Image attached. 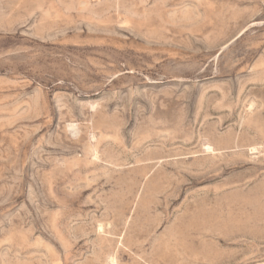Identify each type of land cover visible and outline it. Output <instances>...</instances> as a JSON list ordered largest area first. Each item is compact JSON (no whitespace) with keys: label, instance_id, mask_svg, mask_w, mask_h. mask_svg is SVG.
<instances>
[{"label":"rangeland","instance_id":"374dc122","mask_svg":"<svg viewBox=\"0 0 264 264\" xmlns=\"http://www.w3.org/2000/svg\"><path fill=\"white\" fill-rule=\"evenodd\" d=\"M0 264H264V0H0Z\"/></svg>","mask_w":264,"mask_h":264}]
</instances>
